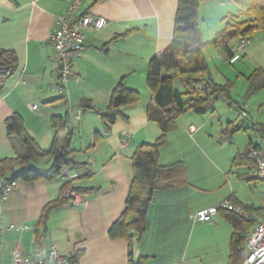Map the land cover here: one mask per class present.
I'll return each mask as SVG.
<instances>
[{
  "label": "crops",
  "instance_id": "1",
  "mask_svg": "<svg viewBox=\"0 0 264 264\" xmlns=\"http://www.w3.org/2000/svg\"><path fill=\"white\" fill-rule=\"evenodd\" d=\"M70 1L0 0V49L14 50L18 59L16 72L0 80V160L16 154L17 144L7 134L6 120L19 113L42 149L51 147L56 134L64 143L69 133L75 159L87 165L85 171L65 166L61 175L51 180H16L4 205L0 264H11L13 251L31 255L37 247L74 253L75 264H132L128 242L110 238L109 230L126 208L134 177L133 154L139 145L154 142L160 135L158 124L147 118L148 108L154 105L152 92L144 101L122 107L128 118H119L110 129H106L99 111H84L80 103L88 99L105 109L122 78L128 87L138 88L130 80V73L136 69L135 63H146L147 67L153 56L161 55L170 46L178 0H82L83 13L104 17L107 24L103 29H84L86 42L74 63L80 81L70 82L74 88L69 98L51 88L58 80L59 65L54 60L50 35L57 17L66 11ZM175 85L180 88L178 79ZM68 101L75 104V114L69 115L67 127H55L53 117L68 114ZM96 132L102 134L98 140L94 139ZM171 140L160 150V162L164 165L178 162L165 148ZM52 162L53 158L46 156L32 161L30 167L47 170ZM232 169L239 181H245L238 177L239 171L256 178L254 168ZM86 171L90 173L87 178L76 179ZM223 172L222 178H228L227 172ZM253 178L245 181L250 188L259 180ZM72 179H76L74 185L94 187L92 192L80 193L88 200L86 205L67 198L68 190L64 191L63 186ZM188 183L155 192L147 230L134 243L135 252L139 250V257H145L142 264H202L190 259L189 252L197 240L204 239L224 254L222 262L230 264L234 228L225 212L221 209L207 222L196 220L197 212L231 197L240 205L256 209L264 206L244 202L235 191L217 198L193 196ZM62 196L66 198L51 211L46 227L38 226L45 206ZM253 227L254 221L246 236ZM139 257L135 254L134 260Z\"/></svg>",
  "mask_w": 264,
  "mask_h": 264
},
{
  "label": "trees",
  "instance_id": "2",
  "mask_svg": "<svg viewBox=\"0 0 264 264\" xmlns=\"http://www.w3.org/2000/svg\"><path fill=\"white\" fill-rule=\"evenodd\" d=\"M201 1L178 0L172 42L161 55L153 56L148 63L147 85L152 92L154 105L148 108L147 118L158 124L160 135L154 142L139 145L133 154L134 177L127 197L126 208L109 230L110 238L114 240L123 239L128 242L132 264H142L145 259L144 256H141L137 261L134 260L136 254L134 243L147 230L148 211L155 192L160 189L180 188L188 183L183 161L168 165L160 162V150L168 142L169 133L176 127L178 116L191 111L204 113L221 96L229 98L231 81H227L225 84L217 83L210 73L204 55V48L207 43L202 39L198 16ZM233 1L240 9L238 18L240 16L247 18L240 20L237 17L228 16L227 19L230 20L227 21L226 28L213 41L216 45L223 46L229 59L234 58L235 52L224 40L226 31L233 29L234 35L240 36L241 40L256 29L264 31V0ZM17 68L16 52L10 49H0V80L12 76ZM176 79L180 81L181 88L176 87ZM248 81L251 92L264 88V69H255L249 75ZM140 100V91L126 86L125 78H122L112 91L105 109L98 108L88 99L82 100L80 108L84 111H99L106 129H110L119 118H128L122 107L135 104ZM69 121L70 116L68 114L53 117L55 127L59 125L67 127ZM6 127L10 139L12 141L18 140L22 150L14 156L0 160V180L15 182L19 178L27 181L51 180L60 176L65 166L80 171L87 170L86 163L77 161L74 157L69 133L62 144L58 139V134H56L51 147L44 150L27 131L24 119L19 113H14L6 120ZM227 128L236 131L241 128V124L239 121L229 122ZM255 129L262 134V139H264V129L259 125H255ZM100 137H102L101 133L96 132L94 134L95 140ZM259 146L261 143L254 144L250 141L248 149L234 157L233 167H247L256 170V163L248 157V154L253 148ZM46 156L53 158L49 169L38 170L30 167L32 161H37ZM237 173L241 180L250 181L253 178L246 172L239 171ZM89 175L90 173L86 171L85 174L78 175L76 179H85ZM76 179L66 181L63 190L67 191L71 188L81 194H87L94 190V187L91 186L74 185ZM253 179H258V177ZM63 198L66 197L62 196V198L51 201L45 206L38 226L46 227L51 211L61 204ZM243 206L248 209H256L254 206ZM222 211L225 212L227 219L234 228L230 264H240L246 234L253 223V219L245 218L233 210ZM76 258L77 255L74 254L73 264H75Z\"/></svg>",
  "mask_w": 264,
  "mask_h": 264
},
{
  "label": "rangeland",
  "instance_id": "3",
  "mask_svg": "<svg viewBox=\"0 0 264 264\" xmlns=\"http://www.w3.org/2000/svg\"><path fill=\"white\" fill-rule=\"evenodd\" d=\"M239 10L233 0L200 2L199 26L202 39L207 43L204 55L217 83L231 81L229 98L221 96L204 113L191 111L178 116L174 131L168 135V139L172 140L165 148L169 156L183 161L187 181H190L189 190L193 196L205 194L217 198L222 197L225 192L230 194L235 191L244 202L261 206L264 204V183L258 180L250 188L245 181H239L234 173L235 169H232V162L238 153H244L248 149L250 141L254 144L263 141L262 134L255 129V125L264 129V88L251 92L248 77L255 69H264V31L256 29L247 35L246 38L252 41L243 50L238 49L241 37L234 35L233 29L225 32L224 40L234 50L235 61L229 59L222 45L213 42L226 28V23L230 20L227 19L228 16L240 20L247 18H238ZM145 64L135 63L136 69L129 77L138 87L143 101L150 91L147 85L148 64L147 67ZM73 88L74 86L69 85V98ZM73 106L76 108L75 104ZM234 121L240 122L239 130L227 128L228 123ZM191 124L197 128L192 134L189 129ZM16 144V153H20L21 144L18 140ZM223 171L227 172L228 178H222ZM212 189L217 190L211 191ZM222 256L224 254L216 247L214 249L213 243L207 239L197 240L189 252L190 259L204 264H210L211 260L215 264H226L222 262Z\"/></svg>",
  "mask_w": 264,
  "mask_h": 264
},
{
  "label": "built area",
  "instance_id": "4",
  "mask_svg": "<svg viewBox=\"0 0 264 264\" xmlns=\"http://www.w3.org/2000/svg\"><path fill=\"white\" fill-rule=\"evenodd\" d=\"M81 6L82 0H71L66 11L57 17L54 30L50 35V43L54 49V60L59 65L58 80L51 85V88L59 91L63 96H68L69 84L72 80L80 81V76L74 70V63L86 42L84 29L87 27L103 29L107 24V19L104 17L83 13ZM249 42L248 38L242 39L238 49L243 50ZM67 108L68 115L75 114V108L70 101H68ZM195 130L194 126H190L191 132ZM248 157L256 163V176L259 180L264 181V139L261 146L253 148L249 152ZM15 185V181L0 180V251L5 230L3 223L4 205ZM67 196L73 198L75 204L86 205L88 203L86 198L71 188L68 189ZM221 209L233 210L245 218L253 219L254 227L246 236L240 264H264V206L259 209H248L228 199L218 206L199 210L195 219L204 222L211 221ZM26 227L29 228V226ZM73 258L74 253H63L55 247H50L47 250L37 247L31 255L13 251L11 264H73Z\"/></svg>",
  "mask_w": 264,
  "mask_h": 264
},
{
  "label": "water",
  "instance_id": "5",
  "mask_svg": "<svg viewBox=\"0 0 264 264\" xmlns=\"http://www.w3.org/2000/svg\"><path fill=\"white\" fill-rule=\"evenodd\" d=\"M136 256H137V257L140 256V251H139V250H137V252H136Z\"/></svg>",
  "mask_w": 264,
  "mask_h": 264
}]
</instances>
